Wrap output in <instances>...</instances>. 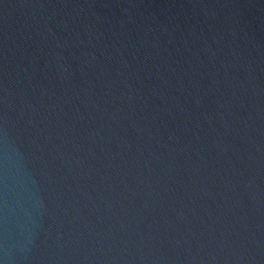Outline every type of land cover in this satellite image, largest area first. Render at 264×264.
<instances>
[{
	"label": "water",
	"instance_id": "obj_1",
	"mask_svg": "<svg viewBox=\"0 0 264 264\" xmlns=\"http://www.w3.org/2000/svg\"><path fill=\"white\" fill-rule=\"evenodd\" d=\"M0 264H264L92 0H0Z\"/></svg>",
	"mask_w": 264,
	"mask_h": 264
}]
</instances>
